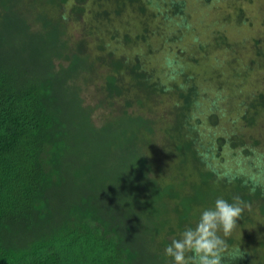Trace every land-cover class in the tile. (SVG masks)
Instances as JSON below:
<instances>
[{
	"label": "trees",
	"instance_id": "1",
	"mask_svg": "<svg viewBox=\"0 0 264 264\" xmlns=\"http://www.w3.org/2000/svg\"><path fill=\"white\" fill-rule=\"evenodd\" d=\"M191 1L0 0V264H166L218 197L224 264H264V33L193 39Z\"/></svg>",
	"mask_w": 264,
	"mask_h": 264
},
{
	"label": "rangeland",
	"instance_id": "2",
	"mask_svg": "<svg viewBox=\"0 0 264 264\" xmlns=\"http://www.w3.org/2000/svg\"><path fill=\"white\" fill-rule=\"evenodd\" d=\"M259 1H260L261 6H259ZM191 2L192 3L196 2L199 8V13H196V12L194 13L192 11H189V12H192L189 18L192 20L193 24L192 25L190 24L188 26H190L191 29L194 30L193 39L195 37H200V36L203 37V35L206 33H209L211 35V34L216 33L217 31H221L223 36L230 40L233 39V30L236 35V38L237 39L239 38V40H241L242 38H251V39H253V37L258 38L261 36V34L264 33V15L261 14V11L259 13V11L257 10V8H259V9H262V11H264V0H209L208 2L206 0H198V1L192 0ZM234 7L237 8L241 14V17H239L238 21L236 19V9ZM177 16H181V17L184 16L187 18V15L184 11H180L179 14L177 13ZM189 18L187 19L189 20ZM239 21H242V22L244 21V22L238 23ZM175 23H180V19L179 18L175 19ZM211 23H215V24L211 26L210 25ZM234 23H236L235 26L232 25ZM240 24H241V27H245V30L250 29L251 27L252 28L248 32L237 31L236 28L240 26ZM251 24L253 26H251ZM204 30H206L207 32H205ZM187 32L188 31H185V29L181 31V33L184 35ZM188 39H191V38H188ZM223 47L224 46H221L219 50H215L212 47L210 53L212 57H218L220 60L222 59V61L225 62L226 61L225 59H227L228 56L223 55V54H228V53L226 50L222 49ZM193 49L188 50L187 48L188 54H190V52H192ZM254 49L255 48L251 46L250 49L248 50L252 54H255L256 50ZM139 50L144 53L145 48L143 46H140ZM154 50L158 51L157 47H155ZM244 51H247V50H244ZM176 56L180 57L181 54L179 53ZM259 61H261V59H259ZM209 64H213L211 59H209L208 61V65ZM197 67L199 69V73L201 77H204V78L205 76H207L206 75L207 71L214 70L213 66H203L202 65V66H197ZM222 70H227V68H224ZM255 76H256L255 82L259 78L258 80L261 82L260 83L261 89H263L264 78L262 77V74L260 75V73H258ZM228 78H229L228 75H225L222 78L223 84L217 81H213V80H209V82L204 80L202 83H200V88L204 90L203 93H207V90H212V89L213 91H216L218 87L220 88L223 87V90H228V89L230 90V88L233 85H236V83H239L242 81V78L241 79L231 78V82H230ZM208 97L209 98L211 97V92L208 94ZM246 128L248 127L244 126L243 130H246ZM252 130L256 133L255 136L259 137L261 140L260 142L262 144L260 145V147L257 148V151L260 154H262L264 153V129L261 126L260 127L257 126V128L255 127Z\"/></svg>",
	"mask_w": 264,
	"mask_h": 264
},
{
	"label": "clouds",
	"instance_id": "3",
	"mask_svg": "<svg viewBox=\"0 0 264 264\" xmlns=\"http://www.w3.org/2000/svg\"><path fill=\"white\" fill-rule=\"evenodd\" d=\"M245 207L238 200L218 197L211 206L198 210L193 222L164 247L166 264H224L226 256L241 258L240 249H229L225 238L239 227Z\"/></svg>",
	"mask_w": 264,
	"mask_h": 264
}]
</instances>
